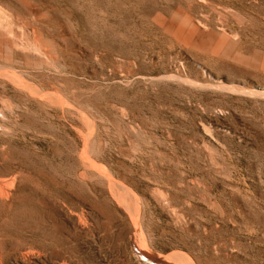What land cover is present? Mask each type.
<instances>
[{"label": "rangeland", "instance_id": "1", "mask_svg": "<svg viewBox=\"0 0 264 264\" xmlns=\"http://www.w3.org/2000/svg\"><path fill=\"white\" fill-rule=\"evenodd\" d=\"M0 186V264H264V0H0Z\"/></svg>", "mask_w": 264, "mask_h": 264}, {"label": "bare ground", "instance_id": "2", "mask_svg": "<svg viewBox=\"0 0 264 264\" xmlns=\"http://www.w3.org/2000/svg\"><path fill=\"white\" fill-rule=\"evenodd\" d=\"M14 82H15V81H14ZM54 95H55V94H54ZM60 99H61V98H60ZM55 100H56V99H55ZM60 102H61V101H60ZM88 125H89V124H88ZM87 156H88V155H87ZM88 158H90V157L88 156ZM84 159H85V158H84ZM84 159H83V160H84ZM90 159H91V158H90ZM90 159H89V160H90ZM85 160H86V159H85ZM94 163H95V162H94ZM87 164H88V163H87ZM90 164L93 165V163H90ZM95 165H96V164H95ZM92 167H93V166H92ZM89 168H90V167H89ZM91 169L93 170V168H91ZM91 169H90V170H91ZM94 169H95V168H94ZM87 170H88V169H87ZM103 171H104V170H103ZM85 172H86V171H85ZM113 183H114V182H113ZM115 183H116V182H115ZM0 187H1V186H0ZM13 187H14V186H13ZM6 188L9 189L7 185H6ZM6 188H5V189H6ZM2 189L4 190L3 187H2ZM126 190H127V189H126ZM128 190H130V189H128ZM9 191H10V190H9ZM0 192H1V191H0ZM129 192L132 193L131 191H129ZM3 193L6 194V191L3 192ZM3 193H0V195H3ZM9 195H10V194H9ZM9 195H8V196H9ZM10 196H11V195H10ZM131 196H134V195H131ZM0 197L2 198V196H0ZM3 198H4V197H3ZM135 198H138L137 195H136ZM1 200H2V199H1ZM138 201H139V200H138ZM1 202H2V201H1ZM148 255H150V254H148ZM146 258H147V256H146ZM1 259H2V258H1ZM163 259H164V258H163ZM168 259H170V257H168ZM168 259H167V260H168ZM168 262H169V261H168ZM164 263H165V261H164ZM191 263H192V262H191ZM1 264H2V263H1ZM53 264H54V263H53ZM67 264H68V263H67ZM70 264H71V263H70ZM79 264H81V263H79ZM165 264H167V263H165Z\"/></svg>", "mask_w": 264, "mask_h": 264}]
</instances>
